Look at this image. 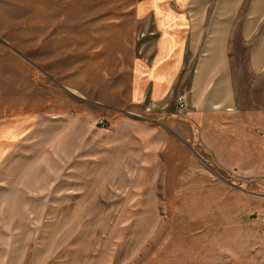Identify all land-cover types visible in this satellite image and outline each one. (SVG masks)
<instances>
[{
    "label": "rangeland",
    "instance_id": "rangeland-1",
    "mask_svg": "<svg viewBox=\"0 0 264 264\" xmlns=\"http://www.w3.org/2000/svg\"><path fill=\"white\" fill-rule=\"evenodd\" d=\"M219 1L241 16L251 3ZM138 2L0 0V264H264V78L244 17L229 59L250 118L231 141H251L250 178L193 147L191 185L152 177L136 193L71 141L73 122L107 128L133 110Z\"/></svg>",
    "mask_w": 264,
    "mask_h": 264
},
{
    "label": "crops",
    "instance_id": "crops-1",
    "mask_svg": "<svg viewBox=\"0 0 264 264\" xmlns=\"http://www.w3.org/2000/svg\"><path fill=\"white\" fill-rule=\"evenodd\" d=\"M222 7L219 0L136 4L133 110L107 128L71 124V141L88 150V160L102 164L103 178L128 179V188L136 193L151 185L152 177H171L177 187L191 185V177L198 176L191 170L196 147L220 171L251 177V141H231L233 126L239 133L250 117L242 122L246 117L238 109L229 40L236 19L244 17L241 35L250 44L248 68L264 78V0H251L242 16L234 3ZM183 94L187 106L179 111L176 100ZM8 194L7 202L14 203V193Z\"/></svg>",
    "mask_w": 264,
    "mask_h": 264
},
{
    "label": "built area",
    "instance_id": "built-area-1",
    "mask_svg": "<svg viewBox=\"0 0 264 264\" xmlns=\"http://www.w3.org/2000/svg\"><path fill=\"white\" fill-rule=\"evenodd\" d=\"M177 107H178V110L181 111V110H185L186 109V100H185V96L183 95H179L177 97ZM97 125L98 126H101V127H105L106 126V123L104 120L100 119L99 121H97Z\"/></svg>",
    "mask_w": 264,
    "mask_h": 264
}]
</instances>
